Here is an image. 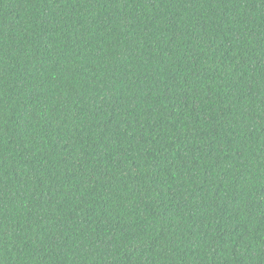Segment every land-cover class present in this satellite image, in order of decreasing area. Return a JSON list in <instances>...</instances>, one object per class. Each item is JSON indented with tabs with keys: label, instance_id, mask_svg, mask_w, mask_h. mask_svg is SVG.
I'll return each instance as SVG.
<instances>
[{
	"label": "trees",
	"instance_id": "obj_1",
	"mask_svg": "<svg viewBox=\"0 0 264 264\" xmlns=\"http://www.w3.org/2000/svg\"><path fill=\"white\" fill-rule=\"evenodd\" d=\"M0 264H264V0H0Z\"/></svg>",
	"mask_w": 264,
	"mask_h": 264
}]
</instances>
